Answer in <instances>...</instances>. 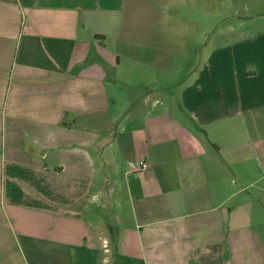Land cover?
Returning a JSON list of instances; mask_svg holds the SVG:
<instances>
[{
    "label": "crops",
    "instance_id": "1",
    "mask_svg": "<svg viewBox=\"0 0 264 264\" xmlns=\"http://www.w3.org/2000/svg\"><path fill=\"white\" fill-rule=\"evenodd\" d=\"M167 2L0 0V264H264V27Z\"/></svg>",
    "mask_w": 264,
    "mask_h": 264
},
{
    "label": "rangeland",
    "instance_id": "2",
    "mask_svg": "<svg viewBox=\"0 0 264 264\" xmlns=\"http://www.w3.org/2000/svg\"><path fill=\"white\" fill-rule=\"evenodd\" d=\"M167 4L172 32L179 24L178 13L186 14V27L193 31L191 44L196 48L223 46L241 39L253 27H264V0H168ZM202 54L188 50V56L197 60Z\"/></svg>",
    "mask_w": 264,
    "mask_h": 264
},
{
    "label": "built area",
    "instance_id": "3",
    "mask_svg": "<svg viewBox=\"0 0 264 264\" xmlns=\"http://www.w3.org/2000/svg\"><path fill=\"white\" fill-rule=\"evenodd\" d=\"M139 169L142 171L144 176L148 175L149 172V164L146 161H142L139 163Z\"/></svg>",
    "mask_w": 264,
    "mask_h": 264
}]
</instances>
